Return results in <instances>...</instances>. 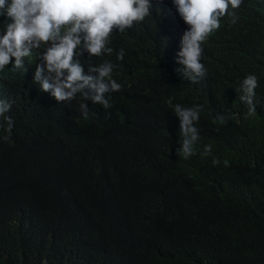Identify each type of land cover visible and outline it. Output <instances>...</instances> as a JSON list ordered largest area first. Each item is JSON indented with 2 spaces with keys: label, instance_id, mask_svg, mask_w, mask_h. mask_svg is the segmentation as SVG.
<instances>
[{
  "label": "trees",
  "instance_id": "trees-1",
  "mask_svg": "<svg viewBox=\"0 0 264 264\" xmlns=\"http://www.w3.org/2000/svg\"><path fill=\"white\" fill-rule=\"evenodd\" d=\"M228 12L201 44L198 83L176 72L189 27L178 12L176 23L152 14L114 30L111 55L80 60L86 71L111 61L122 88L109 109L87 102V115L79 96L58 103L39 90L38 51L26 73L0 72L14 121L4 140L0 117V264H264V0ZM248 74L252 115L240 101ZM175 104L202 106L188 159Z\"/></svg>",
  "mask_w": 264,
  "mask_h": 264
},
{
  "label": "clouds",
  "instance_id": "clouds-1",
  "mask_svg": "<svg viewBox=\"0 0 264 264\" xmlns=\"http://www.w3.org/2000/svg\"><path fill=\"white\" fill-rule=\"evenodd\" d=\"M242 0H169L154 8L152 0H0V17L8 22L0 30V72L11 65L13 70L28 71L25 58L39 52L33 80L39 90L48 92L60 102L71 103L81 98L80 109L87 115L88 104H99L105 109L112 107L108 94L118 92L122 85L111 74L116 67L111 61L90 64L85 70L80 57H101L112 54L108 47L114 30L123 33L149 15H166L176 23L179 16L189 26L183 33L176 60L180 65L176 72L183 78L198 83L207 74L201 63V44L220 27V18L228 15L229 7L237 9ZM178 12V14H177ZM234 16V13H233ZM234 22V21H233ZM125 50L116 53L123 60ZM258 78L248 74L241 82L243 95L240 101L248 107V115L256 111L255 97ZM179 118L180 147L177 154L184 159L195 154L194 144L199 140L201 105L185 108L170 105ZM11 103L0 99V117L7 124L5 131L10 138L14 121L6 113ZM218 119L223 120V115ZM0 127H3L0 124ZM211 145H205V152ZM218 164L219 161H213ZM228 161H224L228 166Z\"/></svg>",
  "mask_w": 264,
  "mask_h": 264
}]
</instances>
